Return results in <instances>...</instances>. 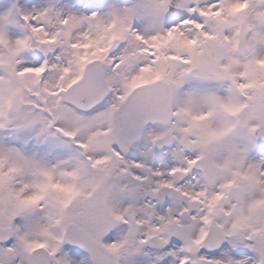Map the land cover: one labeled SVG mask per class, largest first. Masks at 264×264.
I'll return each instance as SVG.
<instances>
[{
	"label": "snow or ice",
	"instance_id": "snow-or-ice-1",
	"mask_svg": "<svg viewBox=\"0 0 264 264\" xmlns=\"http://www.w3.org/2000/svg\"><path fill=\"white\" fill-rule=\"evenodd\" d=\"M0 264H264V0H0Z\"/></svg>",
	"mask_w": 264,
	"mask_h": 264
},
{
	"label": "rangeland",
	"instance_id": "rangeland-1",
	"mask_svg": "<svg viewBox=\"0 0 264 264\" xmlns=\"http://www.w3.org/2000/svg\"><path fill=\"white\" fill-rule=\"evenodd\" d=\"M117 2L121 3L122 5H130L131 3L134 2V0H128L127 3H122L119 0H117Z\"/></svg>",
	"mask_w": 264,
	"mask_h": 264
},
{
	"label": "water",
	"instance_id": "water-1",
	"mask_svg": "<svg viewBox=\"0 0 264 264\" xmlns=\"http://www.w3.org/2000/svg\"><path fill=\"white\" fill-rule=\"evenodd\" d=\"M122 1H126V0H122Z\"/></svg>",
	"mask_w": 264,
	"mask_h": 264
}]
</instances>
